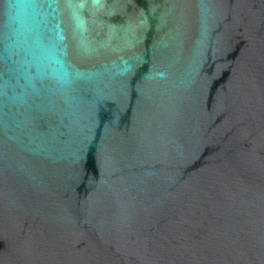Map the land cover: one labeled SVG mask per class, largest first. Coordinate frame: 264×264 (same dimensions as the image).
Returning <instances> with one entry per match:
<instances>
[{
    "label": "water",
    "instance_id": "1",
    "mask_svg": "<svg viewBox=\"0 0 264 264\" xmlns=\"http://www.w3.org/2000/svg\"><path fill=\"white\" fill-rule=\"evenodd\" d=\"M0 264H264V0H0Z\"/></svg>",
    "mask_w": 264,
    "mask_h": 264
}]
</instances>
